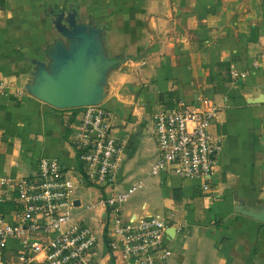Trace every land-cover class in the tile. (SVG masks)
Segmentation results:
<instances>
[{
    "label": "crops",
    "instance_id": "obj_1",
    "mask_svg": "<svg viewBox=\"0 0 264 264\" xmlns=\"http://www.w3.org/2000/svg\"><path fill=\"white\" fill-rule=\"evenodd\" d=\"M62 6L100 27L106 54L122 59L107 72L102 100L119 142L118 187L142 179L122 213L161 212L183 225L165 230L172 250L165 264H264V222L240 211L264 209V0H0V176L29 174L47 155L77 177L75 109L53 107L24 87L32 60L47 61L49 27ZM230 65L242 74L232 78ZM199 94L220 104L209 127L221 142L212 172L205 179L150 174L152 110ZM73 194L99 230L97 189L78 186ZM8 246L11 262L15 242ZM96 255L113 264L101 240Z\"/></svg>",
    "mask_w": 264,
    "mask_h": 264
},
{
    "label": "built area",
    "instance_id": "obj_2",
    "mask_svg": "<svg viewBox=\"0 0 264 264\" xmlns=\"http://www.w3.org/2000/svg\"><path fill=\"white\" fill-rule=\"evenodd\" d=\"M264 54V48L262 49ZM232 78L242 74L232 65ZM220 104L199 94L194 100H172L150 114L155 157L149 173L168 170L181 177L205 179L212 172L220 138L210 133ZM70 143L76 158L75 182L55 156L40 155L23 176H0V197L12 207L0 212V264H99V240L113 264H165L172 250L163 241L165 230L183 225L161 212L127 217L121 204L142 186L135 179L118 187L119 142L110 112L101 102L75 109ZM95 187L102 206L99 230L79 217L81 204L73 190ZM15 242L14 259L6 257Z\"/></svg>",
    "mask_w": 264,
    "mask_h": 264
},
{
    "label": "water",
    "instance_id": "obj_3",
    "mask_svg": "<svg viewBox=\"0 0 264 264\" xmlns=\"http://www.w3.org/2000/svg\"><path fill=\"white\" fill-rule=\"evenodd\" d=\"M75 13L74 8L54 13L52 24L66 41L52 40L46 50V62L32 60L33 75L24 85L31 95L56 108L101 102L107 72L122 60L106 54L100 38L101 28L76 21ZM240 211L264 222V209L254 212L241 208Z\"/></svg>",
    "mask_w": 264,
    "mask_h": 264
},
{
    "label": "rangeland",
    "instance_id": "obj_4",
    "mask_svg": "<svg viewBox=\"0 0 264 264\" xmlns=\"http://www.w3.org/2000/svg\"><path fill=\"white\" fill-rule=\"evenodd\" d=\"M70 8H73L72 6H69V7H60V11H63V12H66V11H68ZM57 10H54V13L56 12ZM49 31L53 34V37H51V42H52V40L53 39H55V38H60V39H62V40H64V41H66V39L64 38V37H62L61 35H59V33L55 30V28H54V26H53V24H52V26H50L49 27ZM51 36V35H50ZM122 61V60H121ZM117 64H119V62L117 63ZM116 65V64H115ZM115 67V66H114ZM113 67V68H114ZM111 69V68H110ZM105 84H106V79H105ZM62 109H64V108H62ZM60 110V109H59ZM137 179H141V178H137ZM139 190L140 189H137L130 197H132L133 195H135L137 192H139ZM91 191H93V190H91ZM85 194V196H83L82 197V199H83V202L84 201H86V199H88L87 197H86V192L84 193ZM129 197V198H130ZM89 214H91V210H85V211H83L82 213H81V215H82V217L83 218H85V219H83L85 222H87L88 223V219H86L87 217H88V215ZM100 221H101V219H100Z\"/></svg>",
    "mask_w": 264,
    "mask_h": 264
},
{
    "label": "trees",
    "instance_id": "obj_5",
    "mask_svg": "<svg viewBox=\"0 0 264 264\" xmlns=\"http://www.w3.org/2000/svg\"><path fill=\"white\" fill-rule=\"evenodd\" d=\"M167 104L166 105H170L171 104V100L167 99ZM68 109H77V107H72V108H68ZM12 203L11 201L8 200H4V201H0V212H5L8 209H10L12 207Z\"/></svg>",
    "mask_w": 264,
    "mask_h": 264
}]
</instances>
